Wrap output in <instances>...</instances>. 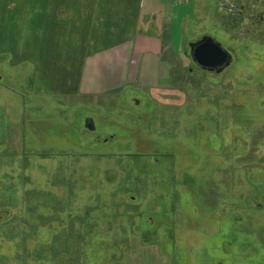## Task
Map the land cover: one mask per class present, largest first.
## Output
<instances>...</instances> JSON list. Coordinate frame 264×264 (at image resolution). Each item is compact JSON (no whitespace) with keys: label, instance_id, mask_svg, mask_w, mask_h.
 <instances>
[{"label":"rangeland","instance_id":"1","mask_svg":"<svg viewBox=\"0 0 264 264\" xmlns=\"http://www.w3.org/2000/svg\"><path fill=\"white\" fill-rule=\"evenodd\" d=\"M131 1L12 0L0 264H264V0ZM138 33L170 83L82 92L85 56Z\"/></svg>","mask_w":264,"mask_h":264},{"label":"crops","instance_id":"2","mask_svg":"<svg viewBox=\"0 0 264 264\" xmlns=\"http://www.w3.org/2000/svg\"><path fill=\"white\" fill-rule=\"evenodd\" d=\"M141 5L140 0V7ZM21 10L26 11L22 8ZM7 14L8 25L0 21V51L9 45L12 47L13 44L12 0H0V15L6 17ZM27 15L29 16L28 11ZM26 16L24 21L27 22L28 16L27 18ZM112 43V46L85 56L86 60L79 81V89L82 92L99 95L117 92L129 86L160 87L170 83L168 81L171 78L162 59L164 44L159 34L138 33L132 38L116 40ZM1 59L3 58H0V64L4 62Z\"/></svg>","mask_w":264,"mask_h":264},{"label":"water","instance_id":"3","mask_svg":"<svg viewBox=\"0 0 264 264\" xmlns=\"http://www.w3.org/2000/svg\"><path fill=\"white\" fill-rule=\"evenodd\" d=\"M191 54L193 60L202 68L212 71H222L229 66L233 60L232 53L226 49L220 41L210 35L191 42ZM87 126L94 128L92 120H87Z\"/></svg>","mask_w":264,"mask_h":264},{"label":"trees","instance_id":"4","mask_svg":"<svg viewBox=\"0 0 264 264\" xmlns=\"http://www.w3.org/2000/svg\"><path fill=\"white\" fill-rule=\"evenodd\" d=\"M139 1H140V0H138V2H139ZM132 2H134V1L132 0L131 3H132ZM132 4L134 5V3H132Z\"/></svg>","mask_w":264,"mask_h":264},{"label":"flooded vegetation","instance_id":"5","mask_svg":"<svg viewBox=\"0 0 264 264\" xmlns=\"http://www.w3.org/2000/svg\"><path fill=\"white\" fill-rule=\"evenodd\" d=\"M218 72V71H217Z\"/></svg>","mask_w":264,"mask_h":264}]
</instances>
